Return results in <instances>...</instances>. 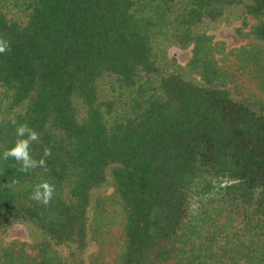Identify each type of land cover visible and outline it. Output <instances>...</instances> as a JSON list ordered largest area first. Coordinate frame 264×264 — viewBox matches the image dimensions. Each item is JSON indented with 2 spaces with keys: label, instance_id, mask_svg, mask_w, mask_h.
<instances>
[{
  "label": "trees",
  "instance_id": "trees-1",
  "mask_svg": "<svg viewBox=\"0 0 264 264\" xmlns=\"http://www.w3.org/2000/svg\"><path fill=\"white\" fill-rule=\"evenodd\" d=\"M248 17L262 75L264 0H0V264H93L116 225L108 264H264V101L234 95L209 35ZM13 121L43 167L3 158ZM20 225L32 254L3 246Z\"/></svg>",
  "mask_w": 264,
  "mask_h": 264
},
{
  "label": "rangeland",
  "instance_id": "rangeland-1",
  "mask_svg": "<svg viewBox=\"0 0 264 264\" xmlns=\"http://www.w3.org/2000/svg\"><path fill=\"white\" fill-rule=\"evenodd\" d=\"M248 26L243 27L242 21H234L232 25L223 24L218 29L210 31L215 44L224 45V53L217 55L219 66L231 75L230 88L237 98H251V100L264 101V74L260 75L255 66L244 56V49L251 50L259 45L253 38L251 32L257 24V20L252 17L247 19ZM241 29L243 35L237 30ZM170 57H175L178 63L186 66L192 58V49L181 50L179 48H170L168 50ZM112 188H108L101 193V196H111ZM116 222H119L116 219ZM110 235L102 244L92 242L85 259L95 263L96 257H101L102 264H108L112 257V252L116 249L119 241L120 227L113 226L109 231ZM36 236L30 228L25 225L11 228L3 237L4 248L17 245L19 249H24L29 254L34 253L36 246ZM62 255L67 254V250L60 251Z\"/></svg>",
  "mask_w": 264,
  "mask_h": 264
},
{
  "label": "clouds",
  "instance_id": "clouds-1",
  "mask_svg": "<svg viewBox=\"0 0 264 264\" xmlns=\"http://www.w3.org/2000/svg\"><path fill=\"white\" fill-rule=\"evenodd\" d=\"M9 43L6 40L0 39V53H4L9 49ZM17 124L16 121H13ZM15 140L14 146L3 152V158H13L20 165V171L27 172L30 169L36 167H43L45 165L44 159L36 161L32 159L30 154V144L38 139V134L27 124H17L15 128ZM45 156L51 155L50 150H45ZM54 196V189L48 183L37 185L33 191L32 199L39 204L48 205Z\"/></svg>",
  "mask_w": 264,
  "mask_h": 264
}]
</instances>
